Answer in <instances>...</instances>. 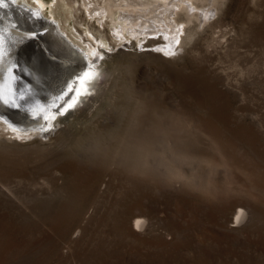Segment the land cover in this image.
Listing matches in <instances>:
<instances>
[{"label":"rangeland","instance_id":"obj_1","mask_svg":"<svg viewBox=\"0 0 264 264\" xmlns=\"http://www.w3.org/2000/svg\"><path fill=\"white\" fill-rule=\"evenodd\" d=\"M190 3L216 11L175 15L171 56L156 53L160 35L115 36L81 0L57 15L68 39L113 53L80 123L22 140L0 126V264H264V0ZM237 203L250 219L231 222Z\"/></svg>","mask_w":264,"mask_h":264},{"label":"bare ground","instance_id":"obj_2","mask_svg":"<svg viewBox=\"0 0 264 264\" xmlns=\"http://www.w3.org/2000/svg\"><path fill=\"white\" fill-rule=\"evenodd\" d=\"M109 1H106L108 2L106 7L102 6L101 8L95 7L89 0H81V5L86 14L90 16V19L94 18L95 15H98L99 17L105 16V19L108 18L107 20L113 24L110 29H113L112 31L115 33V36L122 35L125 29H132L134 35L140 33L142 39L139 41L142 42H147L149 40V35H160L158 40L159 38H162L163 40H160V45L158 49H156L159 52L156 53H162L166 56L173 55L178 47H182L181 33L183 32V24L180 23L179 25V23H175L173 19L175 15H179L182 18L184 17L185 20L191 23L193 19L196 18L200 19L204 17L209 19V17L214 14L213 12L216 11L212 8L211 3H209L208 6L203 5L204 7H201L197 12H194L196 8L192 6L190 0ZM41 2L43 1L35 0V4H32L28 3L26 0H9L8 2L7 0H0V37L2 40H0V51L3 52L2 57H0V126L3 125V128L9 129L11 132L13 131L12 134L17 136L19 140L21 138L29 139L33 137V133H37L38 135H41V137H46V135H52L55 137L56 135H60L66 126L80 123V118L82 119L84 111L87 109L89 112V109L92 107L90 105V101L93 100L94 97L92 95V90L95 88H98L99 90L101 85V80L98 81L99 77L94 79V77L98 75V72L100 70L102 71L106 62V59L102 61L100 59L102 57L107 58L113 53L112 50L100 53L97 50V47L90 51L88 49L89 46L82 42V39L78 34H76L78 37L73 36V40L70 38L68 39L65 27L57 15L62 11L64 13L63 16H65L64 21H68L73 16L72 12L76 15L77 10L75 11L74 5L72 4L77 3V0H55L52 4V9L56 15L54 14L55 16L52 19H48L49 17L46 18V12L43 7L44 2ZM13 5L15 7L17 5L19 11H16L17 8L14 9L12 7ZM23 8H25V10H23ZM178 8L183 9V11L179 12ZM30 12L31 15H29ZM114 12L117 14L115 17L113 15ZM32 15L40 16L44 21L39 22L36 18H31ZM25 16H28V18L24 19ZM199 21H202V19ZM214 23L215 22L212 24ZM99 25L101 26L100 23L98 26ZM37 32L41 33L38 35ZM192 35L191 32L187 38L190 39ZM158 40L155 43L158 44ZM31 42H35V44L29 46L30 49L23 50L22 52L24 53L25 58L29 60L36 56V54L41 53L45 55V59L37 58L36 61L29 60L27 62V67L29 68L27 69H14L16 73L21 71L20 76L23 78L21 80H25L23 82L25 87L22 85L20 86L22 87L21 89L24 91L23 92L17 90L16 87L13 86L14 74L9 77L11 73L8 74L5 72V68L2 65V59L7 58L8 56L10 59L6 60V62L10 67L12 68L13 65L18 66V61H20L21 57L23 58V54H20L17 58V49L24 46H27L26 48H28V45H30L29 43ZM177 42L180 43L177 45ZM148 44L151 45L149 42ZM21 45L23 46L21 47ZM24 61L23 58L19 67L24 64ZM30 70H32V73L29 72ZM85 72H88L91 75L88 79L82 80L81 78L84 76ZM105 72L106 70L103 73V78L106 77ZM35 79L40 81L39 85L42 83L43 85L40 92L32 94ZM28 87L30 88L28 89ZM39 93L42 95L38 96ZM62 95L63 99L53 100L54 97L58 98ZM79 97L80 99L75 101V99ZM9 98L11 99L10 107L8 106L10 103H7ZM78 102H81L82 104L80 107L75 106V103ZM17 105H20V107L15 108ZM68 105H71V107H68ZM72 107H74V110L70 113L68 118H58L62 116L64 111L69 110V108ZM7 108L11 109L10 113H13V115L10 114V116L3 111L8 110ZM4 133L6 132L4 131ZM7 133L10 134L9 131H7ZM46 140H48V138ZM153 155L154 154L149 151L144 155L147 156V159L145 158L146 160L144 162L146 167L142 170L146 171V173L152 171L150 163H154L153 159H151ZM159 160V163L156 164V168L163 175L166 174L167 176V160ZM246 208L248 207H245L240 203L235 204L232 208L231 222L241 223L250 219L251 212ZM133 225L142 229L150 227L148 221L138 214L133 217Z\"/></svg>","mask_w":264,"mask_h":264},{"label":"water","instance_id":"obj_3","mask_svg":"<svg viewBox=\"0 0 264 264\" xmlns=\"http://www.w3.org/2000/svg\"><path fill=\"white\" fill-rule=\"evenodd\" d=\"M8 1H9V0H7V2H8ZM9 8H10V7H9ZM27 10H28V9H27ZM28 11H29V10H28ZM28 11H23V12H28ZM30 14H31V12H30ZM27 15H28V14H27ZM26 18H28V16H25V17H24V19H26ZM23 27H24V26H23ZM25 30H26V29H25ZM40 33H41V32H37L38 35H39ZM37 34H36V35H37ZM2 37H3V36H2ZM0 40H1V37H0ZM1 41H2V40H1ZM27 42H28V41H27ZM27 42H26V43H27ZM26 43H25V44H26ZM29 44H30V45H28V48H26L27 46L22 47L23 45H21L22 48H18V49H17V55H18L17 58L20 56V54H21V55L23 54L22 56H23V58H24V60H25V61H24V64H22V66L19 67V65L21 64V61H22V59H23V58L21 57L20 61H18V63H19L18 66H14V67H12V71L9 72L8 69L10 68V65L6 62V60H9L10 57L7 56V58H3V59H2V65H3V67L5 68V72L8 73V74L11 73V74L9 75V77L12 76V74H14V75H13V80H14V82H13V86L16 87L17 90H21V91H23V90L21 89L22 87H20V86L22 85L23 87H25V86H24L25 84L23 83L25 80H24V81L21 80V79H23V78L20 76V75H21V71H20L19 73H18V72L16 73V72L14 71V69H16V68H20L21 70H22L23 68H26V69H27V68H29V67H27V62H28L29 60H34V61H36L37 58H44V59H45V57H44L45 55L39 53V54H36V56H34L32 59L27 60V59L25 58V56H24V53H22V52H23V50L30 49L29 46L35 44V42H31V43H29ZM25 55H26V54H25ZM26 69H25V70H26ZM22 72H23V71H22ZM29 72L32 73V70H30ZM31 76H32V75H31ZM39 82H40L39 80H36V79H35V82L33 83V88H32L33 93H32V94H35L36 92H40V90H42L41 88H42L43 83L39 85ZM29 88H30V87H28V89H29ZM23 92H24V91H23ZM40 95H42V94L39 93L38 96H40ZM30 96H31V95H30ZM10 101H11V99L9 98L8 101H7V103H8V102L10 103V104L8 103V104H9V105H8L9 107L11 106V102H10ZM4 104H5V103H4ZM19 107H20V105H17L15 108H19ZM7 109H8V108H7ZM10 110H11V109L9 108L8 110H3V111L6 112V113H8L9 115H10V114L13 115V113H10ZM11 115H10V116H11Z\"/></svg>","mask_w":264,"mask_h":264},{"label":"snow or ice","instance_id":"obj_4","mask_svg":"<svg viewBox=\"0 0 264 264\" xmlns=\"http://www.w3.org/2000/svg\"><path fill=\"white\" fill-rule=\"evenodd\" d=\"M2 55H3V52L2 51H0V57H2ZM12 67H14V65L12 66ZM9 72H11L12 71V68L10 67L9 69ZM90 73H88V72H85L84 73V76L81 78L82 80H84V79H88L89 77H90ZM66 95V94H65ZM21 98H23V97H21ZM56 99H63V95L62 96H60V97H54L53 98V100L55 101ZM54 106V105H53ZM68 107H71V105H68Z\"/></svg>","mask_w":264,"mask_h":264},{"label":"flooded vegetation","instance_id":"obj_5","mask_svg":"<svg viewBox=\"0 0 264 264\" xmlns=\"http://www.w3.org/2000/svg\"><path fill=\"white\" fill-rule=\"evenodd\" d=\"M13 1H14V0H13ZM12 7H13L14 9H16V8H17V5H16V7H15L14 5H13ZM23 10H25V8H23ZM16 11H19V8H17ZM29 15H31V14L29 13ZM31 18H33V19L36 18L37 21H39V22H43V21H44V19H42V17H40V16H34V15H32ZM54 23H55V22H54Z\"/></svg>","mask_w":264,"mask_h":264}]
</instances>
